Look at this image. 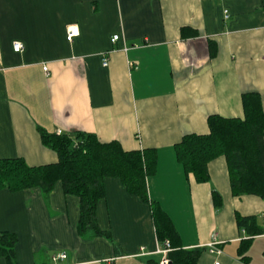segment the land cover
<instances>
[{
	"label": "crops",
	"instance_id": "obj_1",
	"mask_svg": "<svg viewBox=\"0 0 264 264\" xmlns=\"http://www.w3.org/2000/svg\"><path fill=\"white\" fill-rule=\"evenodd\" d=\"M70 26L80 31L72 41ZM245 92H258L264 109V0H0V160L56 161L41 129L155 149L149 196L183 248H205L199 264H264V199L233 194L225 156L198 182L175 150L185 134L206 133L211 114L243 117ZM237 214L255 215L262 231L240 229ZM96 215L109 237L79 233L80 198L61 181L48 195L0 190V232L17 236L16 264L162 260L150 203L119 178L105 179Z\"/></svg>",
	"mask_w": 264,
	"mask_h": 264
},
{
	"label": "trees",
	"instance_id": "obj_2",
	"mask_svg": "<svg viewBox=\"0 0 264 264\" xmlns=\"http://www.w3.org/2000/svg\"><path fill=\"white\" fill-rule=\"evenodd\" d=\"M243 117H225L211 114L206 133L185 134L175 144L178 161L187 174L198 182L209 180L208 164L225 156L234 195L253 194L264 199V109L258 92L242 95ZM43 144L57 153V160L40 165H29L21 158L0 160V190L20 191L39 187L45 195L61 181L66 194L80 198V234L93 232L107 236L97 222V205L105 197V179L116 177L130 194L149 202L156 235L162 246L169 242V264H199L203 247L183 248L170 216L159 203L150 198L147 177L156 171L157 153L153 148L125 150L119 141H100L96 135L77 131L51 133L40 130ZM216 205L221 197L214 193ZM240 229L260 233L261 226L255 215L237 214ZM17 236L0 232V255L8 264H16ZM247 243L240 248L246 252Z\"/></svg>",
	"mask_w": 264,
	"mask_h": 264
},
{
	"label": "built area",
	"instance_id": "obj_3",
	"mask_svg": "<svg viewBox=\"0 0 264 264\" xmlns=\"http://www.w3.org/2000/svg\"><path fill=\"white\" fill-rule=\"evenodd\" d=\"M225 13H227V10L225 11ZM79 27L78 26H70L68 29H67V40L68 41H72L74 37L78 36L79 35ZM119 38L118 35H115L112 39V41H116L117 39ZM13 49L15 52H22L23 49H24V45L22 42L20 41H15L13 43ZM103 65L104 66H107L108 65V57L105 56L103 58ZM48 67L47 66H44V70H47ZM60 133V132H59ZM209 247H211L212 251L215 249V243H211L209 245ZM171 248H170V244L169 242H166V244L164 246L160 245L159 248H158V251L163 253V258L162 260L159 262V264H169V252H170ZM67 257V254L65 252H61V253H58L56 255H54L53 259L54 260H58V259H64ZM214 264H220L218 261H216Z\"/></svg>",
	"mask_w": 264,
	"mask_h": 264
}]
</instances>
